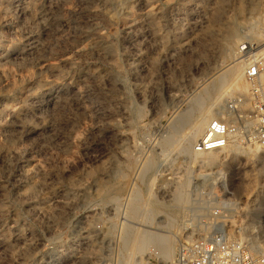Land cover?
Instances as JSON below:
<instances>
[{
    "label": "rangeland",
    "instance_id": "374dc122",
    "mask_svg": "<svg viewBox=\"0 0 264 264\" xmlns=\"http://www.w3.org/2000/svg\"><path fill=\"white\" fill-rule=\"evenodd\" d=\"M51 1L0 0V264H163L157 248L128 259L122 244L129 228L139 235L165 220L175 263L213 228L258 240L264 153L256 143L249 157L251 128L224 110L233 99L249 109L243 75L227 90L228 73L206 101L237 134L220 157L164 146L193 98L264 48V0ZM229 33L232 50L219 58ZM181 184L201 192L207 216L174 206ZM254 198L241 238L235 220L247 209L235 207Z\"/></svg>",
    "mask_w": 264,
    "mask_h": 264
},
{
    "label": "bare ground",
    "instance_id": "6f19581e",
    "mask_svg": "<svg viewBox=\"0 0 264 264\" xmlns=\"http://www.w3.org/2000/svg\"><path fill=\"white\" fill-rule=\"evenodd\" d=\"M52 1L50 2V4L58 3L61 0H55L54 2H52ZM143 7L146 9L145 15L148 18L149 15L151 14V11H150V9H148L146 4H144ZM24 8L25 7H23V6L21 7V9H24ZM135 24H136L135 21H133L132 23L128 24L127 27H132ZM45 30H47V29H45ZM226 37H227V43H226V45L224 47H222L220 49L219 54H218L219 58H222V57H224L226 55H229L231 50H232V46H230V41H231V37H233V34L229 33V34L226 35ZM252 39L254 40V38H252ZM136 41H137V39H136ZM256 41H258V40H256ZM254 42H252V43H254ZM132 43H134V42L132 41ZM254 46L255 47H253V48H249L247 50L246 54L247 53H249V54H251V53L262 54L264 52V48H262V47L259 48V46H257V44L254 45ZM14 57H19V55L15 54ZM244 60H240V61L236 62L234 64V66H232V69L229 70V72L227 71L226 73L221 74L217 85L215 83H211L209 86H207L205 88L204 91H202L203 94H201L200 96L198 95V97L193 98L191 100V102L187 106V109L184 110L183 113L178 115V118L176 119L175 123L171 126V130H170V133H169V138L166 139L164 147H166L167 149L169 147H172V148H175V149L176 148L180 149V152L183 153L184 156H188V157H194V158H200L201 157L203 159L210 158L209 155H212V154H210L209 151H204V152L195 151L194 150V145H193L195 141H198L201 137H203L204 132H205V128H206L208 122L212 121L215 117H217L216 115H212L211 114L212 110H213L212 105H214L215 102L210 103L209 105L206 106V101L211 96L210 95V93H211L210 91L211 90L214 91V89H215V91H217L218 88H219L222 91V87L223 86L225 87V83H227L226 79L229 76L228 73H232L233 74V80L232 81L230 80L231 82L228 85L229 87L228 86L226 87L227 90L230 89V87L238 85V83L241 80L242 75H243V69H244V66H245V64H243ZM94 77L96 79L98 78L97 75H94ZM97 81H99V80H97ZM213 91H212V93H213ZM240 92H243V93L247 94L246 88H244ZM223 93L224 92H220L219 93V91H218L217 98L214 96L216 98L217 102H218V100H220L223 97ZM244 98L246 99V97H244ZM172 99H173V101L176 104L178 102H180L179 98L177 99L176 96H173ZM247 99H248V95H247ZM237 101H238V99H237ZM208 102H210V101H208ZM244 107H245V101H243V102L240 101L239 105H237V111L239 113H242L243 116H246V114L248 113V109H247V111H245ZM229 124H231V123L229 122ZM244 127H245V130L247 132H249L248 128H251V133L250 134H251V138L253 140L252 123H251V121H249L247 119L244 120ZM186 130H187L186 135L184 137H182V138H179V135H181ZM234 131L235 130L233 128H230L229 133H228V143H227V145L224 148H222L220 150H211V151H216L217 152L216 153L217 156L214 157L213 162L215 161L216 158L221 156V153H224L227 150V148L229 147L230 143L234 140V138L237 135L236 133H234ZM250 134H248V136H250ZM184 142H186V143L183 146L182 143H184ZM253 142L255 143L254 140H253ZM254 143H253L252 148L250 150L249 157L252 156L253 151L256 148L255 145H257V144L256 143L254 144ZM163 183L164 182H161L160 185L162 186ZM186 187H187V184H181V185H179L177 187V190L175 192H173V193L171 192L172 194H170V196H171V200L174 203V206H177L178 208H181V207L183 208V204L188 202V207H186V208L189 210V212H190L189 216L193 220H196V219H198V218H200L201 216H204V215L207 216L208 213H209L208 208H206V205H202V203L199 202V199H198L200 197L199 195L201 194V192L198 193V191H196L197 188L196 189H191V191H186V189H185ZM248 187L249 186L247 185L246 186V192L249 191ZM262 188H264V186ZM263 190L261 189V191H263ZM249 193H250V191H249ZM249 193H247V194H249ZM263 193H264V191H263ZM192 195L194 197H196V198H194L195 200H193L191 198ZM192 200L195 201V203H192ZM255 200L256 199L254 198L253 200L244 201V202H242L240 204L241 206L237 205V207H235L236 209L241 210L242 212H244L247 209L246 213H241L240 216L242 217V219L239 222H237L235 220V222L237 223V229L240 232L241 238L247 237V235L249 233V230H250L249 229V218L247 217L246 214L249 213L252 210V208L256 205ZM60 202L61 201H57V200L55 202L53 201V203L55 205L56 204L58 205ZM132 214H133L132 217H134V219H137L138 216H139V213H132ZM262 216L263 215H261V219H262ZM260 222H262V221L260 220ZM170 227H171V224L169 223V221L165 220L164 222H160V223L156 224V226H154V228H152L151 230H149V229L143 230V232L140 233L139 235L137 233H134L133 230L131 228H129L128 231L125 234V238L123 239V244H122L123 249L125 250V252L128 250V252H127V253H129V258L128 259H130V257L134 256V254L142 253L143 250L148 249L149 247H154V248H157V251H158L157 257L159 259H161L163 264H176L174 262V260H173L174 248L171 245L172 241L170 239V236L168 235V234H171L170 231H169ZM80 241L82 242L81 243L82 245H86L85 247H87L89 245L88 244V242H89L88 234L86 233V235H83L80 238ZM0 247L2 249H5L6 251H8L6 245L4 244V240L1 238V234H0Z\"/></svg>",
    "mask_w": 264,
    "mask_h": 264
},
{
    "label": "built area",
    "instance_id": "2783aa9c",
    "mask_svg": "<svg viewBox=\"0 0 264 264\" xmlns=\"http://www.w3.org/2000/svg\"><path fill=\"white\" fill-rule=\"evenodd\" d=\"M246 50V47H242ZM243 77L248 86L250 107L246 116L237 114L240 101H229L224 110L235 112V121L249 120L252 123V136L264 153V52L249 54L244 61ZM233 125L221 117L210 121L203 137L194 144L198 152L220 150L228 143V133ZM238 130V126L235 127ZM264 214V212H262ZM258 227V240L241 242L228 239L221 228H213L209 236L199 242L184 246L176 264H264V215Z\"/></svg>",
    "mask_w": 264,
    "mask_h": 264
}]
</instances>
